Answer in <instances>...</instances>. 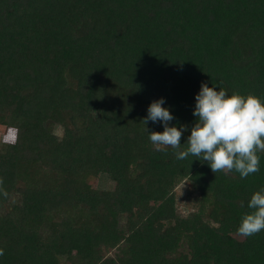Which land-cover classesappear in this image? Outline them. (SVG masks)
Returning a JSON list of instances; mask_svg holds the SVG:
<instances>
[{
	"label": "trees",
	"instance_id": "16d2710c",
	"mask_svg": "<svg viewBox=\"0 0 264 264\" xmlns=\"http://www.w3.org/2000/svg\"><path fill=\"white\" fill-rule=\"evenodd\" d=\"M201 82L264 100V0H0V264H264L236 233L264 153L241 179L148 138L164 98L186 146Z\"/></svg>",
	"mask_w": 264,
	"mask_h": 264
},
{
	"label": "clouds",
	"instance_id": "9594fccd",
	"mask_svg": "<svg viewBox=\"0 0 264 264\" xmlns=\"http://www.w3.org/2000/svg\"><path fill=\"white\" fill-rule=\"evenodd\" d=\"M163 105L164 98L152 101L143 119L145 125L149 121L163 124V131H150L146 127L154 150L167 152L170 148L177 160L195 157L201 163H207L214 174L235 172L241 179H246L259 172L260 153H264V100L260 97L238 92L229 95L222 87L217 90L216 85L201 82L193 110L196 120L183 148L181 140L189 127L170 126L174 116ZM247 207L250 211L242 214L236 229L241 238L264 231V187L253 192ZM3 254L4 250L0 248V256Z\"/></svg>",
	"mask_w": 264,
	"mask_h": 264
},
{
	"label": "rangeland",
	"instance_id": "374dc122",
	"mask_svg": "<svg viewBox=\"0 0 264 264\" xmlns=\"http://www.w3.org/2000/svg\"><path fill=\"white\" fill-rule=\"evenodd\" d=\"M56 131L60 132L59 129ZM14 137L15 131L13 129L0 126V142L13 141ZM88 182L98 189H112L114 187V181L110 179L108 174L102 172L90 176ZM174 191L178 212L181 215L188 214V212L194 209L195 199L198 195L195 187L187 179H182L176 183Z\"/></svg>",
	"mask_w": 264,
	"mask_h": 264
}]
</instances>
